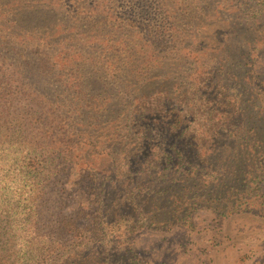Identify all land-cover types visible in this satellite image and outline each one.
I'll use <instances>...</instances> for the list:
<instances>
[{
	"label": "trees",
	"instance_id": "trees-1",
	"mask_svg": "<svg viewBox=\"0 0 264 264\" xmlns=\"http://www.w3.org/2000/svg\"><path fill=\"white\" fill-rule=\"evenodd\" d=\"M210 1L195 5L194 1L189 3L190 0H160L159 13L152 7L155 0H0V58L6 63L10 62L8 52L18 54L13 66L0 68V185L3 189L17 180L22 190L34 189L35 196L26 201L35 204L34 208L39 207L44 191L38 192L41 158L48 161L55 155L64 154V151H75V148L63 145L66 143L88 142L89 145L95 140L96 144L100 141L103 144H124L123 133L127 134V141L142 144L141 148L148 143L155 147L158 142L154 141L156 136H152V131H156L163 135L165 144L161 181L174 183V178L182 175L194 178L190 191L196 189L194 194L215 204L212 213L221 212L230 203L233 204L230 213L246 211L236 208L239 206L237 202L244 200L246 195H258L259 184L264 182V142L255 131L250 138L247 134V131H253L248 120L252 114L249 115L247 107L252 110L258 106L254 103L245 106L246 100L241 97L246 85L261 83L260 93L264 98L263 74L253 70L257 68L256 59H260L261 49H256L261 44L258 35L264 33V0H221L217 4H209ZM218 9L221 15L217 13ZM161 14V21L154 24L155 17ZM230 14L236 15L227 19ZM214 16L223 17L219 18L218 24L228 27L221 24L220 28L224 30L223 35L227 33L226 42L238 46L251 45L254 53L250 55L249 51L240 48L241 56L235 58L231 55L232 63L222 65L209 55L218 51L215 48L216 36L209 42L211 47L209 44L201 46L203 40L199 41L197 33L205 29L200 27L201 22L212 20ZM248 27L258 35L247 40ZM94 44L99 45L98 48ZM86 46H89L88 50L94 48L91 56H87ZM200 47L207 48V52L201 54ZM27 53L35 54L37 58L30 59ZM201 56L211 62L201 63ZM103 58L104 66L118 70L109 81L114 85L121 83L119 89L110 88L106 78L103 88H92L94 83L90 82L97 83L98 80L83 70L82 64L87 61L91 65L100 63L102 66ZM233 58L236 61L243 58L245 62H235ZM51 61H56V65L57 61L58 65L60 62L63 73L69 70L60 86L51 79ZM228 64V69H225ZM119 65L122 69H118ZM71 90L73 95L80 93L82 97H74ZM232 90L240 92L233 95ZM98 101L101 103L98 118L102 122L95 123L97 120L91 115L94 113L91 103ZM89 106L90 111L87 112ZM259 109L263 110V106ZM114 113L120 120H113ZM64 117L67 128H58V139L54 135L49 136L50 126ZM234 126L238 131L231 132L232 135L253 144L246 142L238 151L236 147L228 148V157L235 160V154L243 152L247 160L237 163L250 165L248 172L239 173L237 169L229 172L243 190L238 196L228 192L223 200L213 186L200 185L199 178L214 173L221 176L227 161L221 163L218 160L219 148L215 142L222 138L219 137L220 131L223 133L224 129L230 130ZM140 132L146 136H135ZM40 144L48 145L42 148ZM31 150L35 156L29 158ZM78 150L83 149L79 147ZM150 151L131 157L144 161ZM88 158L91 159L90 156ZM85 165H89V161ZM254 183H257L255 188L252 187ZM101 187L104 189V183ZM262 198L257 202L264 210ZM3 205L8 204L3 202ZM52 207L54 212L59 209ZM197 209L195 204H187L182 214ZM5 213L9 214V211ZM34 215L37 216L38 212H31L27 217ZM15 217V225L20 226L19 213ZM79 219V215L60 216L55 227L57 235L76 233ZM37 222L35 219V226L30 227L35 228ZM177 222L184 227L189 223L180 219ZM0 228L4 225L0 224ZM33 240L30 234L17 238L11 231H4L0 234V253L4 252L7 257L13 252L21 253L24 250L22 245L30 246ZM4 242L14 245L13 248H6ZM18 256L15 263L29 264L23 256ZM4 258L0 256V264ZM29 258L35 259V255L30 254ZM134 263L137 264L130 261V264Z\"/></svg>",
	"mask_w": 264,
	"mask_h": 264
},
{
	"label": "rangeland",
	"instance_id": "rangeland-1",
	"mask_svg": "<svg viewBox=\"0 0 264 264\" xmlns=\"http://www.w3.org/2000/svg\"><path fill=\"white\" fill-rule=\"evenodd\" d=\"M182 1L189 2V0H179V2ZM192 1L196 5L209 0H200L199 2L190 0L189 3ZM215 2L217 4L221 0H212L209 4ZM153 3V9L159 12L157 7L160 0H155ZM227 8L225 7V10ZM220 11L218 9L217 13L220 14ZM71 12L75 13L72 8ZM235 15L230 14L226 18L233 19ZM160 18H162V14L157 15L153 23H159ZM219 18L223 17L214 16L212 20L201 22L200 27L205 29L197 31L199 32L197 33L199 41L203 40L201 46L209 44L208 47H211L212 44L209 42L216 36L217 47L215 48L218 51L209 53V55L216 58V61L222 65V63H232L231 55L238 58L241 54L240 48L249 51L250 55L254 53V50L251 52L253 49L251 45L238 46L236 43L226 42L227 33L225 32L223 35L224 30L220 28L222 25L225 28L228 27L222 23V25L218 24ZM226 18L224 17V19ZM249 28L246 29L247 40L258 35ZM263 37L264 33L258 35L261 44L256 51L261 49L260 59H256L257 68H253L255 72L259 70L261 75L263 74L261 80L264 78ZM239 42L240 45L241 42ZM98 46L94 44V47L98 48ZM87 47L89 48V46L85 48L86 54L91 56L94 48L88 50ZM200 49L202 50L201 54L207 52V48L200 47ZM256 51L255 53H257ZM8 54L10 62L3 63L0 58V68L7 69L9 65H14V58L18 54L15 52H8ZM27 55L30 59L37 58V55L33 53H27ZM199 59L201 63L211 62L203 56ZM233 61L244 63L245 59L240 58L236 61L233 58ZM2 63L3 65H1ZM53 63L54 61L49 63L53 71L51 79L60 86L64 83L69 70L63 73L64 69L61 63L59 62V65L58 61L57 65L56 61ZM102 63V66L100 63L91 65L87 61L82 64L83 70L85 69L92 78L98 80L97 83L90 82L94 83L91 85L92 88L95 90L103 88L104 78H106V83L110 84V88L119 89L121 83L118 82L117 85H114L109 81L110 78L116 76L114 74L118 70H111L108 65L104 66V58ZM229 65H226L225 69H228ZM118 69H122L120 65ZM46 78L50 79L48 76ZM260 84L246 85L247 88L243 89L241 97L243 96L246 100L245 106H250L252 103L258 106L252 110L247 107L249 115L252 114V117L248 115V120L252 124H249L250 129L253 127V131H247L248 137L250 138L255 131L264 142V98L260 93ZM71 91L70 94L73 95V90ZM239 92L232 90L233 95H238ZM73 96L82 97L80 93ZM127 104L129 105V103ZM91 106L94 108V113L91 115L94 120H97L95 123L102 122L98 118L101 115L99 112L101 103L99 101L95 104L92 102ZM91 106L87 108V112L90 111ZM259 106H263V110H260ZM113 116V120H120L116 113ZM65 120L64 117L62 121H53L49 136L54 135L58 139V128L62 127V130L67 128ZM256 126L258 127L256 128ZM237 128L234 126V128L230 127V130L224 129L223 133L220 131L219 137L222 138H218L215 142L219 148L218 160L221 163L227 161V168L223 167L225 170H221V176L214 173V175L205 174L199 178L200 185L213 186V190L223 200L228 196V192L238 196L243 190L234 180L235 176L229 172L234 169H237L239 173L248 172L250 165L249 163L242 165L237 163L247 160L246 157H243V152L238 153L237 151L243 148L246 142H249L239 140L238 136L232 135L231 132L238 131ZM136 135L143 138L146 133L140 132ZM153 135L156 136L154 141L158 142L155 147L148 143L141 148L142 144L127 141L125 133L121 135L124 144H103V141L96 144L95 140L89 145L88 142L87 144H63L75 148V151H64V154L55 155L48 161L44 158L40 159L41 164L38 167L37 176L41 183L38 192L44 191L39 199V207L36 208H34L35 204L31 205L26 201L27 198L35 196L34 189L33 191H30L31 189L22 190V186L18 184L17 180L7 189H3V186L0 185V224L4 225V228H0V234L4 231H11L17 238L30 234L35 239L30 246L22 245L24 250L21 253L13 252L10 257H7L4 252L0 253V256L6 257L3 264H17L15 263L17 255L23 256V260L27 259L29 264H130V261L137 262V264H264V210L257 202L262 196L264 202V182L259 184L258 195L252 193V196L247 197L246 195L244 200L239 199L240 201L237 202L239 206L236 208L246 209V211L240 210L236 213L235 210L230 213V206L233 205L230 203L221 212L212 213V207L216 205L208 203L209 201L204 200L201 195L194 194L196 189L190 191L194 184V178L182 175L179 178H174L176 180L174 183L169 180L165 182L160 180L164 168L163 149L165 144L163 135L152 131ZM64 141L66 142V138ZM127 142L129 143L127 144ZM249 144H253V142L250 141ZM40 145L44 148V145L48 144ZM79 147L83 150L79 151ZM235 147L237 148V153L235 152L237 158L229 159V150L227 149ZM149 149L151 150L150 154L144 161L139 157H131L132 155L146 154ZM31 154L32 156L28 155L29 158L35 156L32 150ZM86 161H89L87 166L85 165ZM25 176L32 178L27 174ZM220 178L221 182L218 181ZM12 181L15 180L12 179ZM101 183H104V189L101 187ZM256 185L257 183H254L252 187L255 188ZM30 186L32 188L31 183ZM157 189L161 192L157 193ZM28 193L29 195L26 196ZM3 202L8 205H3ZM187 204H195L199 209L183 215L182 212L186 209ZM52 206H57L59 209L54 212ZM5 211H9V214H6ZM36 211L38 215L29 217L30 221L27 215L30 216L31 212ZM16 213L20 215L18 220L20 226L15 225ZM75 215L80 216L77 221L76 233L64 234L59 237L55 230L58 218ZM35 219H37L38 225L32 228L30 226H35L33 224ZM177 219L189 223H186L185 227L180 226ZM170 222L172 225H169ZM194 224L197 225L193 228ZM3 244L6 248L14 246L8 242ZM31 249L33 251H30ZM30 254H34L35 259L31 260ZM36 259L39 261L35 263Z\"/></svg>",
	"mask_w": 264,
	"mask_h": 264
}]
</instances>
